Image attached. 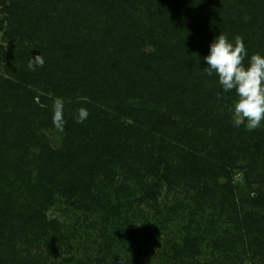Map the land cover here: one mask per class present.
I'll return each instance as SVG.
<instances>
[{
  "label": "trees",
  "instance_id": "trees-1",
  "mask_svg": "<svg viewBox=\"0 0 264 264\" xmlns=\"http://www.w3.org/2000/svg\"><path fill=\"white\" fill-rule=\"evenodd\" d=\"M0 7V264H54L32 251L43 244L55 254L62 242L60 224L46 216L55 196L88 199L113 187L117 170L135 179L140 168H162L195 190L197 220L161 264H237L238 247L264 258V191L236 202L230 168L234 152L253 158L264 184V126L227 129L230 115L220 109L238 97L203 60L220 33L241 37L249 57L264 55V0H0ZM36 55L44 65L31 70ZM80 109L88 113L82 123ZM217 127L216 151L201 156L199 128ZM146 194L154 198V189ZM207 206L227 213L230 225L221 229L220 214L204 216ZM204 246L218 254L213 261L201 263Z\"/></svg>",
  "mask_w": 264,
  "mask_h": 264
},
{
  "label": "rangeland",
  "instance_id": "rangeland-1",
  "mask_svg": "<svg viewBox=\"0 0 264 264\" xmlns=\"http://www.w3.org/2000/svg\"><path fill=\"white\" fill-rule=\"evenodd\" d=\"M222 108V115L223 110L230 115L227 129L253 131L244 125L233 126V106ZM124 124L130 125L132 120H124ZM219 127L217 132L199 128L201 142L196 148L201 156L206 155L205 149L210 155L216 151L217 145L212 139L219 134ZM42 133L49 137L48 131ZM252 159L240 152L233 153L230 168L231 183L237 191L236 202L241 199L244 201L242 197L247 193L255 196L256 190L264 191L261 171ZM180 162L177 154L168 155L171 166L178 167ZM139 171L140 176L134 179L125 170H117L113 187H102L100 190L95 188L88 199L79 201L77 198L69 200L64 195L55 196L46 216L60 224L62 242L57 252H52L53 256L43 244L33 245L32 253L50 257L49 261L54 264H98L103 258L102 264H161L165 259L164 252L169 251L173 243H179L183 227L197 220L190 216L193 211L191 198L195 190L191 187L190 180H176L173 177L172 180L167 179L162 168L156 174H150L141 168ZM99 183L102 184V178ZM99 183L98 187L101 188L105 181L102 185ZM147 187L154 189V198L146 194ZM118 188L122 190L119 192L116 190ZM212 213L222 215L221 229L230 225L227 213L209 206L204 207V216ZM108 247L111 248V253H108ZM20 248L26 250L24 245ZM242 251L241 247L237 248L240 258L237 264H264V258L243 255ZM212 252L209 247L204 246L201 263L213 261L218 256Z\"/></svg>",
  "mask_w": 264,
  "mask_h": 264
},
{
  "label": "clouds",
  "instance_id": "clouds-1",
  "mask_svg": "<svg viewBox=\"0 0 264 264\" xmlns=\"http://www.w3.org/2000/svg\"><path fill=\"white\" fill-rule=\"evenodd\" d=\"M203 60L208 65L204 70L209 76L215 74L218 77L222 90L234 92L238 97L232 108L233 126L244 125L252 130L264 126V55L257 53L249 57L241 37L230 40L220 33L210 44L209 54ZM43 65L44 59L36 55L28 67L35 70ZM87 115L85 109H80L77 122L82 123ZM62 119L63 102L58 98L54 104L53 122L59 125Z\"/></svg>",
  "mask_w": 264,
  "mask_h": 264
}]
</instances>
